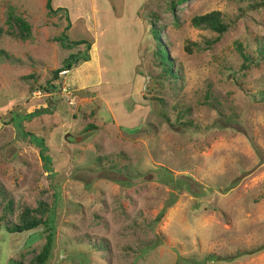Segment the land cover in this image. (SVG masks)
Here are the masks:
<instances>
[{
	"label": "rangeland",
	"instance_id": "374dc122",
	"mask_svg": "<svg viewBox=\"0 0 264 264\" xmlns=\"http://www.w3.org/2000/svg\"><path fill=\"white\" fill-rule=\"evenodd\" d=\"M46 1L0 0V264L44 243L6 230L24 208L46 264H264L263 1ZM70 54L76 105L32 98Z\"/></svg>",
	"mask_w": 264,
	"mask_h": 264
},
{
	"label": "trees",
	"instance_id": "16d2710c",
	"mask_svg": "<svg viewBox=\"0 0 264 264\" xmlns=\"http://www.w3.org/2000/svg\"><path fill=\"white\" fill-rule=\"evenodd\" d=\"M180 1H186V0H180ZM262 1L264 3V0ZM46 8L50 13L54 12L51 8V0L46 1ZM22 24L25 27H27L25 22H22ZM191 24L196 28L210 29L216 32L218 37L224 34L228 30V25L223 21L222 13L217 10L208 12L204 15L193 17L191 20ZM1 33H3L2 27H0V34ZM153 34L155 39H158L156 38L157 32L155 30H153ZM56 39L57 41H59L60 45L64 48H71L74 45H80L86 43L84 40L69 41L66 34H61ZM186 49L187 51H191L189 46H186ZM259 52L260 53L264 52V48L260 47ZM239 53L242 56L244 62L249 61V57L243 52L240 45H239ZM158 57H159V65L162 68V73L166 77L174 78L176 75L172 70L173 65L168 58L167 50L163 47L160 48L158 51ZM83 60L85 61L86 59ZM76 63H77L76 55L70 54L67 57V59L64 61V66L62 68L71 69L72 66L75 65ZM57 72H58L57 70L53 72V79L56 77ZM39 87L52 90L54 89L55 85L51 82L49 83V85L46 86L43 85ZM43 141L44 140L42 138L39 140L37 139L36 143L40 145V154L42 159L48 164L49 159L45 155L46 147L43 144L44 143ZM4 207L8 211H11L12 201L11 200L7 201ZM40 225H43L45 227V240L41 249L30 260L29 264H46L47 261L49 260L53 251L55 234H56L54 221L52 219L43 220L41 217H38L33 211H30L28 208H24V210L20 212L17 222H12V221L5 222V228L10 233H22V232L30 231L37 228ZM14 264H21V263L14 262Z\"/></svg>",
	"mask_w": 264,
	"mask_h": 264
},
{
	"label": "built area",
	"instance_id": "2783aa9c",
	"mask_svg": "<svg viewBox=\"0 0 264 264\" xmlns=\"http://www.w3.org/2000/svg\"><path fill=\"white\" fill-rule=\"evenodd\" d=\"M71 69L62 68L58 70L56 77L53 79L52 83L55 85L54 89L48 90L45 88L37 87L32 92V98H42V99H52L54 97H64L65 101L70 106L76 105V96L71 90L70 86L67 84L66 76L69 75Z\"/></svg>",
	"mask_w": 264,
	"mask_h": 264
}]
</instances>
